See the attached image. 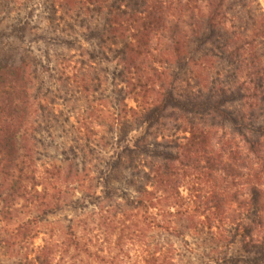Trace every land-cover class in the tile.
Masks as SVG:
<instances>
[{
    "label": "trees",
    "instance_id": "obj_1",
    "mask_svg": "<svg viewBox=\"0 0 264 264\" xmlns=\"http://www.w3.org/2000/svg\"><path fill=\"white\" fill-rule=\"evenodd\" d=\"M0 264H264L260 0H0Z\"/></svg>",
    "mask_w": 264,
    "mask_h": 264
},
{
    "label": "rangeland",
    "instance_id": "obj_2",
    "mask_svg": "<svg viewBox=\"0 0 264 264\" xmlns=\"http://www.w3.org/2000/svg\"><path fill=\"white\" fill-rule=\"evenodd\" d=\"M261 7L264 10V0H260ZM130 105H133L131 102H129ZM66 229V221L64 219V216H56L52 217L49 220V225L43 228L42 234L38 236V238L35 240V246H41L43 240H48L49 237H53V240H63L65 239L64 231ZM49 231H52V233H49ZM44 232V233H43Z\"/></svg>",
    "mask_w": 264,
    "mask_h": 264
}]
</instances>
